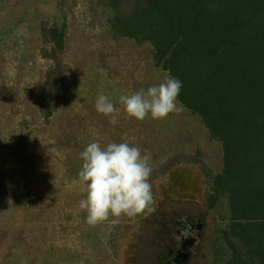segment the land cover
<instances>
[{"label":"rangeland","instance_id":"rangeland-1","mask_svg":"<svg viewBox=\"0 0 264 264\" xmlns=\"http://www.w3.org/2000/svg\"><path fill=\"white\" fill-rule=\"evenodd\" d=\"M56 23L63 52L49 35ZM107 23L98 0H0V264H165L174 246L163 231L192 216L204 230L186 264L212 263L217 216L205 199L222 148L184 108L163 120L127 116L121 95L169 76L149 45L114 40ZM100 94L119 109L115 125L96 111ZM91 142L151 155L154 211L86 223L78 172Z\"/></svg>","mask_w":264,"mask_h":264},{"label":"trees","instance_id":"trees-1","mask_svg":"<svg viewBox=\"0 0 264 264\" xmlns=\"http://www.w3.org/2000/svg\"><path fill=\"white\" fill-rule=\"evenodd\" d=\"M98 1L112 38L149 45L222 148L205 199L217 216L211 264H264V0ZM49 35L63 52L64 30Z\"/></svg>","mask_w":264,"mask_h":264},{"label":"clouds","instance_id":"clouds-1","mask_svg":"<svg viewBox=\"0 0 264 264\" xmlns=\"http://www.w3.org/2000/svg\"><path fill=\"white\" fill-rule=\"evenodd\" d=\"M181 88V81L169 76L146 91L121 95L119 103L129 118L143 121L150 115L154 120H163L182 110L183 105L178 100ZM95 108L108 117L111 124L118 122L119 109L106 95L97 97ZM80 158L82 167L78 177L86 198L79 202V208L86 211L89 226L116 222L110 218L134 219L154 211L149 153L142 154L139 147L128 142H112L106 147L91 142L80 153Z\"/></svg>","mask_w":264,"mask_h":264},{"label":"flooded vegetation","instance_id":"flooded-vegetation-1","mask_svg":"<svg viewBox=\"0 0 264 264\" xmlns=\"http://www.w3.org/2000/svg\"><path fill=\"white\" fill-rule=\"evenodd\" d=\"M203 230L204 223L200 216L182 217L173 222L172 226L167 225L162 234L172 237L174 249L168 251L165 264H175V258L182 254L192 256Z\"/></svg>","mask_w":264,"mask_h":264},{"label":"water","instance_id":"water-1","mask_svg":"<svg viewBox=\"0 0 264 264\" xmlns=\"http://www.w3.org/2000/svg\"><path fill=\"white\" fill-rule=\"evenodd\" d=\"M190 255H179L175 258L176 263L175 264H186L189 261Z\"/></svg>","mask_w":264,"mask_h":264}]
</instances>
